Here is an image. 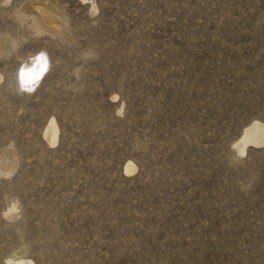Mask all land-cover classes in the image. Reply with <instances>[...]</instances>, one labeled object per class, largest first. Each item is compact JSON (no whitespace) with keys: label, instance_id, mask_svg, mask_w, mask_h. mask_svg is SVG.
I'll return each instance as SVG.
<instances>
[{"label":"rangeland","instance_id":"obj_1","mask_svg":"<svg viewBox=\"0 0 264 264\" xmlns=\"http://www.w3.org/2000/svg\"><path fill=\"white\" fill-rule=\"evenodd\" d=\"M33 1H0V264H264V146L235 149L264 0H36L59 33Z\"/></svg>","mask_w":264,"mask_h":264},{"label":"bare ground","instance_id":"obj_2","mask_svg":"<svg viewBox=\"0 0 264 264\" xmlns=\"http://www.w3.org/2000/svg\"><path fill=\"white\" fill-rule=\"evenodd\" d=\"M0 1L2 4H5L7 0H0ZM34 1L32 2V6L35 11L34 15L36 17V22L33 26V30L36 33H48L49 31H55L59 33L60 31H62L63 19L61 14L54 11L52 7L49 5H44L42 2H37L36 0ZM13 13L16 12L14 11ZM0 39L2 41L4 39L6 43V45L5 44L4 46L2 45V50L8 49L6 48V46L10 47L11 39L10 37H7V33L1 32ZM1 40L0 42L2 43ZM0 50H1V45H0ZM43 63L44 62L42 56H40V59L38 60L37 63H35L34 60L31 61L29 64L26 63L27 64L26 70L22 72V76L24 80L26 78H32V77L33 78L36 77L38 79L39 76L37 75L39 74L42 67H44ZM57 126L58 125L56 124V121L54 119H51L44 132L43 135L44 139L46 140L49 146H52L54 143H56V139L58 135L57 133L59 132ZM262 146H264V124L258 121L248 125L244 129L242 135L235 143V149L238 151L239 155L241 156L244 154L246 147L259 148ZM134 169H135L134 165L130 161L125 166L126 173H131L132 171H134ZM15 209L16 208L14 205L10 206V208L6 212V216L11 218L12 215L14 214L13 212L15 211ZM5 264H29V263L23 259L9 258L6 260Z\"/></svg>","mask_w":264,"mask_h":264}]
</instances>
